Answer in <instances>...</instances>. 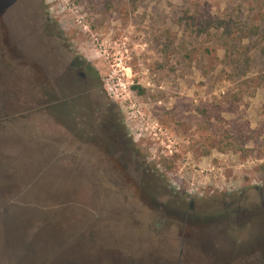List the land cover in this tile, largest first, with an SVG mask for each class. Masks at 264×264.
I'll return each instance as SVG.
<instances>
[{
    "label": "rangeland",
    "instance_id": "374dc122",
    "mask_svg": "<svg viewBox=\"0 0 264 264\" xmlns=\"http://www.w3.org/2000/svg\"><path fill=\"white\" fill-rule=\"evenodd\" d=\"M0 3L9 34V52L0 40V134L20 149L28 133L43 150L38 165L27 160L44 177L26 192L40 202L28 208L65 234L40 264H65L76 252L79 264L91 262L84 244L114 248L111 264L146 261L137 253L159 246L166 264H264V0ZM64 48L96 73L98 93L165 186L161 199H181L192 222L138 218L134 205L112 200L115 191L85 183L77 139L50 106V79L32 74L35 59L47 70ZM21 254H0V264Z\"/></svg>",
    "mask_w": 264,
    "mask_h": 264
},
{
    "label": "flooded vegetation",
    "instance_id": "af4514ba",
    "mask_svg": "<svg viewBox=\"0 0 264 264\" xmlns=\"http://www.w3.org/2000/svg\"><path fill=\"white\" fill-rule=\"evenodd\" d=\"M4 12L0 3V40L9 52L5 42L9 34L4 24L8 22V18ZM50 30L47 26L43 31L51 35ZM17 41L16 44L13 43L15 47L20 43ZM1 49L3 48L0 47V51ZM0 54L4 57L2 51ZM32 74L50 79L47 85L50 106L53 111L63 114L67 134L77 139L78 147L75 151L79 157L80 175L85 183H90L95 188L115 191L119 198L112 200L116 204L134 205L138 218L145 217L148 211L152 215H162L170 219L175 227L186 220L192 222L190 214L184 213L178 203L181 199H175V203L171 204L161 199L160 192L166 190L165 186L151 167L140 158L135 144L123 126L116 105L98 93L95 85L96 73L89 63L76 55L71 56L70 49L64 48V53L53 56V62L48 63L47 70L35 59ZM5 84L6 76L0 73V86ZM1 107L5 108L3 105ZM142 212L144 215H141ZM135 215L131 220L138 219ZM178 233L174 234L176 239L181 237V231ZM102 247L104 249L98 252H94V248H82L80 253L94 252L104 258L105 263L111 264L109 257L118 252L114 248ZM147 249L137 254L146 255L148 260L135 261L134 258L129 264H166L163 254L168 248L159 246ZM118 260L122 264L123 260ZM65 264H70V261Z\"/></svg>",
    "mask_w": 264,
    "mask_h": 264
},
{
    "label": "water",
    "instance_id": "95a60500",
    "mask_svg": "<svg viewBox=\"0 0 264 264\" xmlns=\"http://www.w3.org/2000/svg\"><path fill=\"white\" fill-rule=\"evenodd\" d=\"M9 154L10 151H7L4 157L0 156V239H2L0 254L8 258V254L11 257L12 252L18 250L21 251L22 258H13L15 264H40L44 255L53 250L52 247L56 249L60 246V239H63L65 234L48 225L40 224L41 219L34 210L28 208L40 204L38 200L27 199L25 196L26 192L34 187L37 179L44 178L39 176L40 171L37 169L31 173L29 169L23 167L20 160L11 161ZM83 246L96 248L87 244ZM77 254L76 252L71 256L67 255L70 260L66 261L79 264L80 261L75 259ZM85 254L93 255L95 259L91 262L84 261L82 264H99L96 261L98 254L94 252Z\"/></svg>",
    "mask_w": 264,
    "mask_h": 264
},
{
    "label": "crops",
    "instance_id": "0c3cea01",
    "mask_svg": "<svg viewBox=\"0 0 264 264\" xmlns=\"http://www.w3.org/2000/svg\"><path fill=\"white\" fill-rule=\"evenodd\" d=\"M31 137L32 136L29 135L28 133L23 135V138H21L23 141V145L21 146L20 149L18 148L15 149L14 147H9L7 144V137L3 134H0V156L4 157L5 152L10 151L9 154L10 160L14 162L20 160L23 164V167L25 169H29V171L32 173L33 169L30 166V163H27V160L30 159L31 164L35 163L36 165H38L37 159L39 158L40 155H43V150L39 148L37 143H34L33 145L34 140ZM46 143L47 145L49 143L48 137H46ZM32 159H34L33 162ZM34 171H37V169H35Z\"/></svg>",
    "mask_w": 264,
    "mask_h": 264
},
{
    "label": "trees",
    "instance_id": "16d2710c",
    "mask_svg": "<svg viewBox=\"0 0 264 264\" xmlns=\"http://www.w3.org/2000/svg\"><path fill=\"white\" fill-rule=\"evenodd\" d=\"M198 26H201V25H198ZM198 29H199V31H201L202 29H201V27H198Z\"/></svg>",
    "mask_w": 264,
    "mask_h": 264
}]
</instances>
